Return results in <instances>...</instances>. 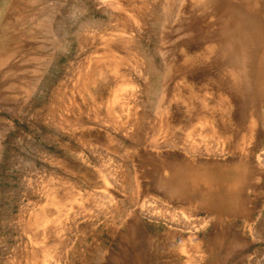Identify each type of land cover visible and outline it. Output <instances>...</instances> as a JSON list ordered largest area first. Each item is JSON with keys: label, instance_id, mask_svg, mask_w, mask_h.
Listing matches in <instances>:
<instances>
[{"label": "rangeland", "instance_id": "obj_1", "mask_svg": "<svg viewBox=\"0 0 264 264\" xmlns=\"http://www.w3.org/2000/svg\"><path fill=\"white\" fill-rule=\"evenodd\" d=\"M218 6L0 0V264H264V32L222 43ZM176 155L249 164L234 214L161 198Z\"/></svg>", "mask_w": 264, "mask_h": 264}, {"label": "bare ground", "instance_id": "obj_2", "mask_svg": "<svg viewBox=\"0 0 264 264\" xmlns=\"http://www.w3.org/2000/svg\"><path fill=\"white\" fill-rule=\"evenodd\" d=\"M218 5L219 24L224 29L228 28L230 32V34L228 32L222 37V43L230 46H241L243 43H247L253 33H261L262 30L264 32V25H260V18L264 11V0H218ZM248 21L253 23L250 30L245 27ZM213 25L215 24L213 23ZM230 39L231 41L228 42ZM253 45L256 54L258 50H262L264 54V36L258 38ZM257 61L259 64L264 63V55L257 57ZM230 164L234 166L229 167L230 165L224 163L201 162L193 158L176 155L171 162L165 160L160 165L155 163L152 165L153 171L157 172L158 175L156 183L159 189L164 192L161 194V198L176 204L180 209H184L185 206L192 207L191 214L203 211L220 217L223 214H234L236 210L238 185L231 181L233 174L238 172L239 182H242L250 170L249 164L245 162H230ZM139 207L143 208L152 218H161V220L169 221V223H179L183 228L194 229L190 226L195 222L189 223L183 213L176 214L175 211L155 210L157 205L154 200H142ZM132 233L135 232L132 231ZM161 233H154L151 237L159 239ZM208 238L209 241L219 239L214 235ZM184 239L183 237L181 241ZM216 250L213 248L212 252Z\"/></svg>", "mask_w": 264, "mask_h": 264}]
</instances>
